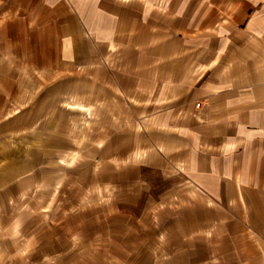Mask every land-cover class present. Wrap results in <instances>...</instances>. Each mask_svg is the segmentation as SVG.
Listing matches in <instances>:
<instances>
[{"label":"crops","instance_id":"crops-1","mask_svg":"<svg viewBox=\"0 0 264 264\" xmlns=\"http://www.w3.org/2000/svg\"><path fill=\"white\" fill-rule=\"evenodd\" d=\"M0 264H264V0H0Z\"/></svg>","mask_w":264,"mask_h":264}]
</instances>
